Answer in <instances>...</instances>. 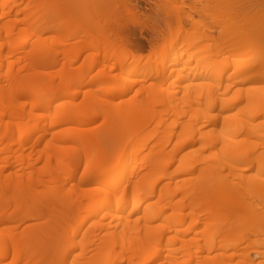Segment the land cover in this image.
<instances>
[{"label":"rangeland","instance_id":"1","mask_svg":"<svg viewBox=\"0 0 264 264\" xmlns=\"http://www.w3.org/2000/svg\"><path fill=\"white\" fill-rule=\"evenodd\" d=\"M95 1L98 0H83L82 4L78 5V1L75 3L74 0H58V4L62 7L69 8H67L69 12L67 11L66 13L71 14L76 23H83V25L87 27V30L80 33V36L78 35L79 37L70 35L68 37V34L64 35L62 30L50 31L46 34V36H49L50 38H48L49 41L54 36L55 38L57 37L58 40L55 39L56 45L53 43V49L50 48L53 51L49 48L47 51H51L49 54H52V56L57 58L59 63L57 64L56 69L58 71L62 69L70 70L73 78L78 77L83 81H74L72 84L68 85L66 87L68 95L54 101L52 106L53 108L49 113L43 114L44 111H37L33 122H31L24 130L16 133L15 139L17 142L21 134H26L32 128L39 125L42 127L39 131L32 135L31 140L29 141L30 145L27 144L24 149L26 152H22V150H20L22 154L26 153L24 155L33 156L32 162L31 160L30 162H27L26 169L19 165H15L10 169L8 168L3 172H0V182L2 184H4L8 178L14 177L19 185L22 180L21 174H24L23 176L26 177V182L30 183L23 195L26 198L25 200H28V203H26L23 208L20 205V208L22 209L20 210L18 208V211L16 207L18 204L16 203L17 205L15 204V206V201L12 200L10 204L14 203L12 204L13 206L11 205L10 207L12 208L11 211L15 209H13V207H16L18 214H20L19 212H22L26 217H29L32 212H40L43 214V217L39 218L38 216H34L36 218H32L30 216L32 220H30L31 218H25L26 220H23L22 217L20 220H17L18 222H14L12 224V221L9 222L10 224H4L6 223L4 222L2 225L0 224V229L4 232H8L6 227L11 225L10 227L14 228V231L18 234L20 240H23L22 243L28 247V251L30 252H28V254H32V257H39V254L44 255L45 258L40 257V259H38V262H44L42 264H60V256L67 251L68 248L75 246L66 263L73 264L74 259L79 257L80 253H82V245L85 241H87H84V239L86 234L89 232L91 236L89 234L87 235L91 238L87 239L90 240L88 245L91 249L89 248L86 252L85 260L88 261L96 259L98 264H103L104 259L101 255V249L103 248V243L105 241L104 234L106 232V224H110V220L108 218L102 220L101 218L105 213L109 212V210H112L109 209L112 206H108L109 208L106 207L105 210L88 220L77 236L72 235L74 236L72 239H68L65 235L61 234L63 238L60 240H54L52 236L54 233H47L49 236L43 235L35 241L26 242L30 237V235L28 237L26 235L28 228L31 229L32 227L34 229L37 225H51L55 222V217L61 212V217L58 216L60 218L58 219V222L60 220L62 225L61 231L65 233L67 230H73L72 227H77V224H79V221L76 220L80 217L82 218V216L84 217L87 213H90L94 206L96 207V205L101 201V197L98 198V196H95L96 200H94V202H90L91 200L86 201L82 195L84 193L81 192L79 187L87 188L96 186L105 188L106 186L100 179L104 175L107 176L109 174L110 176H116L120 173L110 172V170L108 171L106 169V171L102 169L100 171H96L95 173H87L84 172L83 167L78 168L74 173H72L68 168V166H70V164L74 161H84L88 157L84 151L83 144L77 142L79 139H71L67 136L71 133L69 136L75 137L78 135L79 137L80 133H83L84 128L94 129V127H96V130H101V127L105 124L103 123L106 120L105 117L90 119L91 111L83 109V105L85 103L84 101L87 99L88 95L94 93L96 94L94 96V99L96 100V107L94 109L97 111L100 110L103 114H105V116H113V121L115 120L114 122L118 124H115L117 125L115 126L116 128L120 127V125L123 127L125 123L122 125L121 120H123L122 122H125V118H128L129 120L131 119L132 122L128 121L129 125L131 124L130 126L134 123L132 128L136 126V128H134L136 129V134L131 137L129 142L127 141V144H124V149L123 147L121 148V151L123 150L122 154L124 153V157L122 159L123 164L121 167H125V165L127 166L130 162L133 164L136 163L138 166V170L136 172L128 171L125 173L126 181L123 184L128 186V189H132L129 190L131 191V196H136L137 198L144 200V204L141 209L137 211H140L139 214L136 212L133 219L135 220V218H137L138 220L139 218L137 215H141L143 217L136 223V225H139L142 229V227H144L149 221H147L143 209H145L146 206L152 202L153 205L151 206V209L163 211L164 217L160 220L151 222V224L153 226H160L161 228L165 227L166 232L168 230V238H170V247L172 249V256L169 262H164L163 259H159L158 262H154L152 264H158L159 262H163L165 264H264V188L259 191L256 187L259 182H264V115L252 120L254 124L259 125L263 129L262 133L260 135L252 136L249 139L246 137L248 141L246 140L245 143L243 142V145L241 144V146L245 149L244 152L247 151L254 154V160L256 161V163L254 160V163L250 161L252 163L251 164L249 162L250 165L249 163L242 161L243 165H241L243 167L240 170L236 169L242 171L240 174L243 178L240 177L241 175L239 173V175H237L238 178H242V182L241 179L237 180L238 178H235L234 175L236 174H230L232 169L228 166L233 157L236 158V161L237 159L239 160V158L235 155L237 152L234 151L235 153H232L222 150L223 143L222 145L220 144L222 139L220 143H215V145L212 144L213 146H211L213 148H211L210 144L209 147L207 145V150L203 152L205 155H209L212 152H218L219 157L220 152L224 151L226 153L223 157H218L219 160L216 163H213V175L218 178L219 176L229 178V182L235 187V196L229 200V207L230 210L237 214V216L243 221L253 224H250L251 227H248L249 230L246 229L244 231L242 230L240 233L234 232L230 234L225 241L226 244H229L228 247L221 248L218 245L215 250L209 252L207 251L205 245L207 243L206 237L202 232L204 227L203 224H199L195 231L183 234L180 230H186L192 220L188 214L189 210L185 211L183 214H178L173 208V205L181 199L179 195L175 194L176 186H178L179 183V185H181L184 182V179H187V181H193L198 175V172L196 171V173L192 172L188 174L178 173L181 166L180 158L185 155V153L187 154L188 151H193L199 148L198 145H194L185 149H179V142L183 135L195 128L200 129V131H202L205 136L209 138V140H215L216 138L220 139L222 135H225V131L231 130V128L229 129L228 127L224 128L222 120L220 124L215 127L207 122V113L210 111V101L208 100V96L210 94H215L216 96L222 95L225 97L224 99H228L233 97L238 89H241L243 91V97H246V94L248 93H259V89H254V86L264 87L263 79L252 80V82L249 80L250 82L247 83H245L246 81L241 83L242 81L239 82L238 80V77L242 73L245 74V76L240 78H244L247 75L249 76L252 73L264 74V63L260 62L261 57H264V43H258L260 40L258 41L253 32L255 28L258 29L259 27V32L257 33L259 35L258 37H262L264 39V10L261 11V14H263L262 18L261 16H257V18H261L259 21V19L255 20L256 17L253 19L250 16L241 15L237 12L236 14L227 10L226 4L229 5L230 2L232 4L235 0H186V4L183 3V0H129L130 2H128L130 5H126L129 6V8L125 5L119 4L115 10L113 9V11L116 12L115 15L112 11L113 16H111L110 19L115 17L112 19L113 22L109 21V23L112 24L114 23V19H116L115 22L118 23H121V21L124 20V23L122 22L124 30L119 26L117 28V25H115V28H112V26L107 22L113 31H108V33L106 31L109 29L106 28L107 30H105L106 26H103V28L101 27L102 25H97L98 15L94 16V11L92 12L93 9H91L92 6H89L92 5V3L95 5ZM198 1L203 4H199ZM238 1L241 2V5L250 4L252 7L254 6V8L259 6V4H255L256 1L253 0ZM257 1L262 2V0ZM3 2L4 0H0V3ZM20 2H22V0H20ZM253 3L256 6L252 5ZM203 5L207 6H205V8H208V10H206L208 13L205 11V8H203ZM88 6L90 7V10H87ZM196 6L199 10L203 11L198 12ZM261 6L257 8H260L259 11L261 8L263 9L264 0ZM193 8L197 10V13ZM117 9L119 11H117ZM65 11L66 9L62 11L60 10V12ZM259 11L257 10V12ZM186 12H188L189 16L193 15L190 16L192 19L186 16ZM108 16H110V14ZM234 16L236 17V19L234 18L235 22H233L232 19ZM60 17L61 15L59 14V22L61 23L62 17ZM179 17H181L184 32L182 30L179 33L180 35L178 34L179 37L176 38V41H174V37L172 38L169 36L170 31L167 29L166 25L169 24L174 29L179 21ZM22 18H24V15ZM108 18L106 19L108 20ZM66 19L67 17L65 20ZM106 19H104V25ZM6 21H8L6 18L0 17L1 26H4ZM196 23L199 27H197ZM98 24H101L100 21ZM60 25L61 24H59V26ZM201 29H204V31ZM199 31L202 33L204 32L203 34L215 35L216 42L207 38L202 39L198 46L201 50H199L198 47H190V45H187V41L186 43H183L185 39H188V36L197 37L198 35H202L198 33ZM88 33H91L92 37L94 36L93 39L95 40H90L91 35L89 37L86 36ZM123 35L126 36V40L122 38ZM84 47L86 50H82ZM153 47H156V52H154L155 50H153ZM77 49L81 50L80 52L83 53L78 55L79 51H77ZM75 52H78V54H75ZM165 55H167L166 57L169 56L168 60H166ZM206 56L211 60L206 62L208 67H206L205 63L203 64L205 67H202V70H205L206 68V71L203 72L205 74L198 77L193 76L192 73L195 71V67H197V59ZM138 58L141 60V63L139 64L138 62V67L134 68V70L131 69L134 64L133 59L138 60ZM123 60H125L124 64L126 65H121ZM91 62L93 63L92 65ZM199 66L201 67V65ZM208 68L211 73L216 69L218 70V68L220 70L224 69L225 72L223 71L224 73L222 74V77L224 76L221 79L222 82L219 79L220 77L213 75L210 77V74L207 73ZM242 68L244 71L240 73L239 70ZM3 71L5 73L6 69ZM160 76L164 77H161L164 80L160 79ZM124 81H126L125 84L127 86L130 87L131 85L132 88L130 92L127 90L128 93L126 94V91L123 96L106 94V89L103 87L109 86L112 90H115L122 86ZM250 86L253 88L251 87L250 89ZM27 88L31 87H25L24 89ZM166 88L168 89L166 90ZM21 90L23 89L20 87H17L15 90L17 102L10 104L12 110L20 109L23 106H28L29 108L32 107L31 96L21 95ZM138 90H142L145 95L133 98L135 92ZM148 93H151L152 96ZM172 93L174 96L170 97ZM223 97L220 99L223 100ZM126 99L130 101H144V106L146 104V108L140 111L129 109V107L122 102ZM110 101L115 102V104L111 106L107 105L106 102ZM236 104L234 103L233 107L241 108L246 104V102L239 100ZM69 111H71L73 116H75V120H69V122L62 125H53L64 115V113ZM231 111H227L226 113L230 115L236 113L238 110ZM55 112L57 113L55 114ZM132 112L136 114H133ZM210 112L219 113V109L215 111L212 110ZM244 114L245 112L238 114V116L240 115L238 117V121H240V123L236 121L237 124H235V126L238 127L235 128H239L241 125H244L245 121L249 122L247 120L251 121L250 116L246 118L247 116L245 117ZM77 115L79 117H81L80 115H84L85 117H83V119H78ZM45 116H47V121L44 120ZM128 122L126 124H128ZM115 129H113L112 132L115 133ZM132 132H129V134ZM99 133L102 132L100 131ZM103 133L100 134V136L103 135ZM40 137L45 138L41 146L38 148L32 147L34 142ZM244 137L245 136H239L238 139ZM238 143L236 142L234 144ZM132 146L135 147V151L131 150ZM16 147L18 149L20 148V146ZM65 148L70 149L66 150ZM64 149L66 151H64ZM40 151L43 152L41 153V156L44 155L41 162L38 161L37 158ZM224 152L222 153L224 154ZM157 157H159V161L161 163L156 166L152 164V161L157 160ZM91 158V160H100L98 155L96 157L91 156ZM167 164L169 165L166 166ZM235 164L236 165L235 167L233 166V169L236 168L237 162ZM230 167L232 168V165ZM238 168L240 167L238 166ZM21 169H23L24 172H22ZM41 169L45 171L44 175L43 177L37 179L38 173H40L38 170ZM234 172L236 173V171ZM147 173H149V178L147 177ZM161 173H165L166 178L157 183L152 196H147L143 190L138 189L143 188L144 186L142 187V185H145L146 187L147 184H149V181L151 184L156 175ZM51 174H56L58 178L55 177L56 179H54ZM143 177L148 178V181L145 180L146 183H140ZM38 180L41 182L38 183ZM177 182L179 183L177 184ZM136 185L138 188L135 190L134 186ZM74 186H76L75 188H77V190L73 188ZM262 186L264 187V183H262ZM108 187H106V189ZM113 189L115 188L113 187ZM108 190L111 191L110 188H108ZM167 191L169 194L172 193V195L165 197ZM81 199L84 201L83 203L85 207L77 212L74 219L68 223L64 221L63 211L65 210V205L67 204L69 207V205L73 202H78ZM124 200H126V198ZM55 204H57L59 208H57ZM71 206L74 207V204ZM50 207L56 211H52ZM54 211L57 212V214L55 213L56 216L53 218L51 215H53L52 212ZM12 212L14 213V211ZM35 214L36 213H34V215ZM100 220L103 222V226L105 224V227H102L105 229L99 230L101 229L100 227L98 229L95 227L94 229V222L96 223ZM114 223L110 225L111 228H114L112 225H116ZM90 227L93 229L91 230ZM29 239L31 240V238ZM220 239L221 238L219 237V240ZM20 243L19 247L20 245L24 247ZM236 243L237 245L235 246ZM15 246L16 245L9 246V249L7 250L8 255L6 254L8 258L7 256L6 258L2 257V259H0V264L12 263L13 255L16 252H14V250H18ZM16 247H18V245ZM189 254H191V256H189ZM23 255L27 257V254L25 255L23 253ZM24 256L23 258H25ZM214 256L217 257L214 259L209 258ZM42 258H44L43 260L45 261H42ZM41 262H39V264ZM35 264L38 263L36 262ZM125 264H130V262H126Z\"/></svg>","mask_w":264,"mask_h":264},{"label":"bare ground","instance_id":"2","mask_svg":"<svg viewBox=\"0 0 264 264\" xmlns=\"http://www.w3.org/2000/svg\"><path fill=\"white\" fill-rule=\"evenodd\" d=\"M51 1L55 2V3H52ZM77 1H78V3H77ZM80 1H81V3H80ZM82 1L83 0H74V2L77 3L78 5L82 4ZM128 1L129 0H98V1H95L96 2L95 5H93L94 3H92V5H89V6H92L91 9H93L92 12L94 11L93 12L94 16L98 15V19L96 16V19L98 21L97 20L96 21L98 23L100 21L101 24L97 23V25H102L101 27L106 26L105 30L109 29L106 32H108V31L113 32L112 28H115V25H117V28L119 26L123 29L122 22L124 20L123 21L120 20L121 23L120 22L118 23V22H115L116 19H114L115 24L112 23L113 24L112 25L111 23H109V21L113 22L112 19L115 18V17H112L110 19V17L113 16L112 11H113V9L115 10V8H117V6H119V4L125 5V6L130 5L129 4L130 1L129 2ZM185 1L186 0H183V3H185ZM253 1H256V3L254 2L255 4H259V6H257V8L260 7L262 5V2H263V0H262V2L257 1V0H253ZM58 3H59L58 0L57 1H55V0H50V1L49 0H22V2H20V0H4L3 3H0V17L6 18L8 20L5 22L4 26L0 25V168H2V169H0V172H3L5 169H8V168L10 169V168L14 167L15 165H19L22 168L26 169L27 162L28 161L30 162V160L32 162L33 156L24 155L26 153L22 154V152H26V151H24V149L26 148V145L30 143L29 141L31 140L32 135L35 132L39 131L42 127H41V125H39V126H36L35 128H32L26 134H23V135L21 134V136L19 137L17 142L15 139L16 133L18 131L24 130L26 127H28V125H30L31 122H33V119L36 116L37 111H44L43 114L49 113L53 108L52 106L54 104L53 103L54 101L59 100L60 98H63V97L68 95L67 88H66L68 85L72 84L74 81H77V82L83 81L81 78H78V77L73 78L70 70L62 69V70L58 71L56 69L57 64L59 63L57 58L52 56V54L51 55L49 54L51 51L50 52L47 51L48 48L53 49L52 46L55 44V39H57V37L55 38V36H54L49 41L50 38H49V36L47 37L46 34L49 33L50 31L62 30L64 35L68 34V37H69V35L70 36H78V35L80 36V33L87 30V27L85 25H83V23L81 24L79 22L81 25L79 23H76L74 21V18L71 16V14L66 13L69 9L68 7L64 8ZM238 3H240V4H238ZM254 3L252 5H255ZM199 4L202 5L203 3L199 2ZM59 6H60V8H59ZM89 6H88L87 10H90ZM205 6L206 5H203V8H205ZM126 7L129 8V6H126ZM257 8H254V6L252 7L250 4L241 5V2L238 0L233 1L232 4H231V2L229 3V5L226 4L227 10L232 11L234 13L237 12L241 15L250 16L253 19L256 17L255 20L259 19V21H260V19L262 18V15H263V14H261L262 13L261 11L264 10V6H263V9L261 8L260 11H259L260 8L259 9H257ZM59 9L61 11L66 9V11L60 12ZM193 9H195V8H193ZM196 9L198 10V12L203 11V10H199L197 6H196ZM197 10L195 11L196 13H197ZM206 10H208V8L207 9L205 8V11ZM257 10L259 12H257ZM117 11H119V10L117 9ZM109 12H111V13H109ZM113 12L115 15L116 12L115 11H113ZM59 14L62 17V18L60 17L61 23L59 22L60 21ZM101 14L103 15L104 19L109 17L108 20L106 19L105 25H104L105 20L102 18ZM109 14H110V16H108ZM185 14L187 17L193 16V15L189 16L188 12H186ZM23 15H24V18H22ZM231 15H232V13H231ZM68 16H69V18H68ZM235 16L232 18L233 22H235L234 21V18L236 19ZM257 16H261V18H257ZM66 17H67V19L65 20ZM179 18H178L179 21H178L176 27H174V29L171 27V25H169V24L166 25L167 29H169V31H170L169 36L172 38L174 37V39H173L174 41H176V38L179 37V35H180L179 33L182 30L184 32L181 17H179ZM240 18H241V16H240ZM246 18H244V19H246ZM190 19H192V18L190 17ZM62 20H64V21H62ZM107 22L112 26V28L110 27L109 24H107ZM59 24H61V25L59 26ZM197 27H199L198 24H197ZM258 29H259V27H258ZM258 29L255 28L253 30V32H254L255 36L257 37L258 41L260 40L258 43L261 42V44H262V43H264V39L262 37H258L259 36L257 34L259 32ZM113 30H116V29H113ZM201 30L204 31V29H201ZM116 31H118V30H116ZM261 31H260V33H261ZM198 33L202 34V35H198L197 37H194V36L189 37L188 36V39L187 40L185 39L183 43H186V41H187V43H188L187 45H190V47H192V48H197L199 46V43L201 42V40L204 38L211 39L213 41L216 40L215 35L203 34L204 32L202 33L201 31H199ZM112 34H114V33H112ZM90 35H91V33L90 34L88 33L86 36L89 37ZM93 37L91 35V39L90 38L89 39L92 40ZM74 38H76V37H74ZM122 38L126 40V36L123 35ZM116 39H117V36H116ZM93 40H95V39H93ZM114 40H115V38H114ZM173 42H172V45H173ZM183 45H186V44H183ZM194 46H196V47H194ZM52 49H50V50H52ZM79 49H81V48H79ZM79 49H77V51H79V54H78V52L77 53L75 52V54L80 55L83 53V52L81 53L80 52L81 50H79ZM84 49L86 50L85 47L82 48V50H84ZM153 50H155L154 52H156V50H157L156 47H153ZM153 50H152V52H153ZM199 50H201V49L199 48ZM214 51H213V53H214ZM153 55H154V53H153ZM194 55H193V57H194ZM166 56L167 55H165V58H166V60H168L169 56L168 57H166ZM191 58H192V56H191ZM139 60H140L139 58H138V60L133 59L134 64L131 67V69L134 70V68L138 67V65L141 63V60L140 61ZM197 60H198L197 65H196L197 67H195V71L192 73V75L195 77H198L202 74H205L203 72L206 71V68H205V70H202L203 69L202 67H205V65H206V67H208L206 62H209L211 59L206 56L203 58H199ZM124 61L125 60H123L121 65H123L125 63ZM138 62H139V64H138ZM163 62H165V61H163ZM260 62L264 63V57H261ZM204 63H205V65H203ZM92 64L93 63L91 62V65ZM124 65H126V64H124ZM199 65H201V67ZM90 68H93V67H90ZM4 69H6L5 73L3 71ZM208 71H210L209 68H208ZM208 71H207V73L210 74V77H211V75L216 76V77H220L219 78L220 80L224 77V76L222 77V74L225 72L224 69L220 70L218 68V70L216 69L212 73H211V71L210 72H208ZM239 71L241 73L244 71V69L242 68ZM242 74H240L239 77L237 76L239 78L238 79L239 82L242 81L241 83H244L245 81H246L245 83L250 82V81L252 82V80L254 81V80H259V79L264 80V74L252 73L249 76L247 75L244 78H240V77L245 76V74H243V75ZM161 77L162 76H160V79L164 78V77H162V78ZM162 80H164V79H162ZM126 81H127V79H126ZM126 81L123 82L124 84L122 86L118 87L115 90H112V88L109 86L108 87L105 86L103 88L106 89V94L115 95V96H118V95L123 96V94L127 90L130 92L131 88H132L130 84H129L130 87L125 84ZM7 82H8V84H7ZM221 82H222V80H221ZM17 87H20L21 89H23L20 92L21 95H30L31 96V104H32L31 108H29L28 106L27 107L23 106L20 109H16V110L11 109L10 104H14L17 102V96L15 95V93H16L15 90ZM25 87H31V88L24 89ZM228 87H230V86H228ZM251 87L252 86H250L249 88L251 89ZM256 88H258L260 90V91L258 90V92H259L258 94H252V93L249 94L248 93V94H246V97H243V94H242L243 91L241 89H238L235 92L234 96L231 98H228V99L227 98L224 99L225 97H223L222 95L216 96L215 94H213V95L210 94L208 96V100L210 101V104H209L210 109L209 110L215 111V110L219 109V113H211L209 111L207 113V116H208L207 122L209 124H212L215 127V126H218V124H220V122L222 120L224 128L228 127L229 129L231 128V130L225 131V135H222V137L220 139L216 138L217 140L215 139L216 140L215 141L214 139L209 140V138L207 136H205V134L202 131H200V129L194 128L190 132L184 134L182 139L179 142V149H185L189 146H194V145H198L199 148L196 150H193L194 152L191 150L188 151L187 154L185 153V155H183L180 158L181 166H180V170L178 171V173L179 174H188V173H192V172L194 173L196 171V172H198V175L195 177V180H193V181H187V179H184V182L181 185H179L180 183L177 182V184L178 183L179 184H178V186H176V189H175L176 193L175 194L179 195L181 197V199L175 205H173V208H174L175 212L178 214H183L185 211L189 210L188 214L192 220H191L189 227H187L186 230L185 229L180 230L181 232H183V234L184 233L187 234L189 232L195 231L196 227L199 226V224H203L204 227H203L202 232H203L204 236L206 237L207 243L205 245H206L207 251H209V252H212L213 250H215L216 246H218V245L221 248L228 247L229 244L228 243L226 244L225 241L227 240V238L230 234H232L234 232L240 233V232H242V230L244 231V230L248 229V227H251V225H253L251 223H250L251 224L250 225L249 223H247V221H243L241 218H239L237 216V214H235L234 212H232V210H230L229 200L233 196H235V190H234L235 187L229 182V178H227L225 176H219V178H218V177L213 175V165H214L213 163H216L220 157H223V155H226L225 152L235 153L234 151H236L237 154H239V155H237L236 153H235V155L237 158H239V160L237 159V161H236V158L233 157L231 163H229V165H228L229 168L233 170V171L232 170L230 171V174H233V173L236 174V175L233 174L235 176V178L236 177L238 178L237 175L242 173V171H239V170L243 167L242 166L243 162L249 163L250 161H252L254 163V161H255L254 160V154H251L250 152H247V151L244 152L245 149L241 146V144L243 145V142L245 143L247 138L249 139L252 136L260 135L263 131V129L259 125L254 124L252 121L254 118H258L259 116L264 115V87L254 86V89H256ZM167 89L168 88H166V90ZM128 91L126 92V94L128 93ZM226 92H227V90H226ZM148 94H150V96H152L151 93H148ZM95 95L96 94H94V93L91 95H88L87 99L84 101L85 103L83 105V107H84L83 109L91 111L90 119L91 118L96 119L98 117H105L106 120H105V122H103L105 124L101 127L102 129L100 128L101 130H99V129L96 130L97 128L94 126H93L94 129L84 128L83 133H80L79 137H78V135H76L75 137L69 136V135H71V133L67 136L68 138H71V139H76V140L79 139V141H77V142H80L81 144H83L84 151L86 152L87 157H88L84 161H82V160L74 161L73 163L70 164V166H68V168H69V171L72 173H74L78 168H81V167H83L84 172H87V173H95L96 171H98V170L100 171L102 169L103 170L106 169L108 171L110 170V172L112 171V172H120V173L116 176H110L109 174H108L109 176L104 175L100 179L106 187L109 186L108 188H110L111 191L108 190V188L106 189V187L105 188L96 187V186L95 187H87V188H82V187L80 188L79 187L81 192L84 193L82 195L86 201L91 200L90 202H94V200H96L95 196H98V198L101 197V201L99 202V204L96 205V207L94 206V208H93V210H91V212L89 211L90 213H87L88 215L86 214L87 216L86 215L84 217L82 216V218L80 217L81 219L78 218V220H76V221H79L78 222L79 224H77L78 226L76 225L77 227H72L73 230L70 229V230L65 231V233H63L61 231L62 225L60 223V220L58 222V219H60L59 217H61L60 214L62 212L56 216L55 215V213L57 214V212H55L56 210L52 209L50 207L52 209V211L55 210L54 212H52L53 215H51V216H53V218L56 216L55 217L56 224L54 222L53 224L46 225V226L45 225H41V226L37 225L38 227L33 226L34 229L31 227L33 225L32 224L30 226L31 229L28 228L29 232H28V229L26 228L27 229L26 235H27V237L30 235L29 238H31V240L28 238L26 242L35 241V240L41 238L40 236L47 235V233L48 234L54 233L52 235L54 240H60L61 238H63L61 234L65 235L68 239H72L74 236H77L79 234L80 230L83 229V226L88 222V220H90L94 216L98 215L101 211L105 210L106 207L109 208L110 206H112L113 208L112 207L109 208L112 210H109V212L104 214L105 216L103 215L104 218L103 217L101 218L102 220H104L106 218H108L110 220V222H109L110 224H108V223H107L108 225L106 224V232L104 234L105 235V237H104L105 241L103 243L104 244L103 248L101 249V255H102V258L104 259L103 264H125L126 262H130V264H152L154 262L155 263L158 262L159 259H163L164 262H166V261L169 262L171 259V256H172V249L170 247V238H168V230L166 232L165 227L161 228L160 226H153L151 224V222H153L155 220H160L161 218L164 217L163 211L151 209V206L153 205V203L152 202L149 203L146 206V208L143 209V212H145V217L147 218V221L148 220L149 221L141 229L139 227V225H136V223H137V221H140L143 217L141 215H139V216L137 215V217L139 218L138 220H137V218H135V220L133 218H134L136 212L141 209L142 205L144 204L143 203L144 200L137 198L136 196H131V194H130L131 191H129L131 188L128 189L127 188L128 186H125L123 184L126 181V174H125L126 172H128V171L129 172H136L138 170L137 164L136 163L133 164L131 162H130V164H127V166L125 165V167H121L123 164L122 159L124 157V155H123L124 153L122 154L123 150L121 151V148L123 147V149H124V144L125 143L127 144V141L129 142V140H131V137H133L136 134V129H134V128H136V126H134V128H132L134 123L132 124V126H130L131 124L129 125L128 121H131V119L129 120L128 118L127 119L125 118V122H122L123 120H121L122 125H123V123H125L124 124L125 126L123 125L124 128L121 127V125H120L121 128L120 127L116 128L115 126H117L118 124L116 122H114L115 120L113 121V119H112L113 116L112 117L111 116L110 117L105 116V114H103L100 110L97 111L94 109L96 107V100L94 99ZM141 95H145V94L142 92V90H138L137 92H135L133 98H136L137 96H141ZM251 95H253V96H251ZM171 96L172 97L174 96L173 93H172V95H170V97ZM222 97H223V100L220 99ZM239 100L246 102V104L241 108L233 107L234 103L236 104L237 101H239ZM122 102L125 103L126 106L129 107V109H134V110L140 111V110H143L144 108H146L145 107L146 104L144 106V103H145L144 101L143 102L142 101H135V100L130 101V100L126 99ZM106 104L111 106V105L115 104V102L110 101V102H106ZM231 110L232 111L238 110L239 112L237 111L238 113L236 112V113H233L230 115L226 113L227 111L229 112ZM139 111H137V112H139ZM69 112L64 113V115L62 117H60L53 125H62L64 123L69 122V120L70 121L72 119L75 120V116H73L71 111H69ZM240 112L241 113L245 112L244 116L245 117L247 116L246 118H248V116H250L251 121L246 119L249 122L245 121L244 125H241L239 128H235V127H238V126H235V124H237V122L240 123V121H238V117L240 116V115L238 116V114H241ZM56 113L57 112H55V114ZM133 114H136V113H133ZM80 116L82 118L78 116V119H83V117H85L84 115H80ZM131 117H133V116H131ZM133 118H135V117H133ZM239 119H241V118H239ZM44 120L47 121V116H45ZM127 122H128V124H126ZM115 124H117V125H115ZM100 126H101V124H100ZM130 128H131V131H130ZM104 129L106 132L104 131ZM113 129H115V133L112 132ZM132 129H133V132H132ZM100 131L102 133L104 132L103 135H101V136H100V134H102V133H99ZM129 132H132L131 133L132 135L129 134ZM105 133H107V134H105ZM112 134H113V136H112ZM239 136H245V137L238 139ZM44 139H45L44 137L38 138L34 142L32 147H36V148L40 147L41 144L43 143ZM221 139H222V142L220 143ZM236 142L237 143L239 142V143L234 144ZM215 143L216 144L220 143L221 145L223 143V145H222L223 149L222 150H224L225 152L224 151H222V152H224V154L222 152H220V157H219L218 152H214V153L212 152L209 155L208 154L205 155L203 152H205L207 150L206 149L207 145L209 147V144L211 146L212 144L215 145ZM16 146H18V147L20 146V148L18 149ZM212 146H211V148H213ZM65 149L69 150L70 148H65ZM65 149H64V151H66ZM20 150H22V152ZM131 150L135 151L136 149H135V147L132 146ZM39 153L40 154L37 158H38V161L41 162L43 159L42 157H44V155L41 156L42 155L41 153H43L41 151ZM97 155L100 158L99 161H96L95 159L91 160L92 159L91 156L96 157ZM27 158H28V160H27ZM156 159L157 160L152 161V164L157 166L161 162L159 161L160 160L159 157H157ZM234 159H235V162H234ZM33 160H35V159H33ZM236 162H237V166L235 169H233L236 165L235 164ZM37 163H39V162H37ZM250 163H249V165H250ZM255 163H256V161H255ZM168 165L169 164H167L166 166H168ZM231 165H232V168L230 167ZM238 166L240 168H238ZM236 169H239V170H236ZM243 169H246V168H243ZM21 170H22V172H24L23 169H21ZM38 171L40 173H38L37 179L43 177L44 172H45L43 169L38 170ZM234 171H236V173ZM148 174L149 173H147V175ZM21 175H22V180H21V183L19 185L17 184L18 182L16 181V179L14 177L8 178L4 184H2L0 182V224L1 225L4 222H6L4 224H8L11 221H12L11 224L14 222H18L17 220H20L22 217H23V220H26L28 218L30 219L31 217L36 218L37 216L39 218L43 217V214H41L40 212H34V213H36L35 215L32 212L31 215H29V217L28 216L26 217L22 212H19L20 214H18V211H19L18 208L21 210L23 208V206L26 203H28L27 202L28 200H25L26 198L23 195H24V191L27 190L28 186L30 185V183L26 182V177L23 176L24 174H21ZM51 175H53L54 179L58 178V176L56 174L55 175L51 174ZM147 175H145V176H147ZM147 177L149 178V175ZM147 177H145V178L143 177L141 179L140 183H143V182L146 183L145 180L148 179ZM240 177H242V175ZM240 177L237 180L241 179V182H242L243 177L242 178H240ZM165 178H166L165 173L157 174L156 177L154 178V181L151 184L149 181L148 182L149 184H147L146 187H145V185H142V187L144 186L143 188H138V186L136 185V186H134V189L136 190L138 188L140 190H143L147 196H152V194L154 193V190H155L154 188L156 187L157 183H159L160 181H162ZM138 181H139V179H138ZM40 182L41 181L38 180V183H40ZM262 183H264V182L263 181L261 183L259 182L258 186L256 185V187L258 188L259 191L262 188H264L262 186ZM135 184H136V181H135ZM237 185H238V183H237ZM75 187L76 186H74L73 188L77 190V188H75ZM113 187L115 189H113ZM139 187H140V185H139ZM16 194H18V195H16ZM168 195H172V193L169 194V192L167 191L165 197ZM125 198H126V200H124ZM12 200L15 201V203L13 202L14 205L16 203L18 204V205L16 204L17 206L15 205L17 207L18 211L16 210V207H13V209L14 208L15 209L12 210V211H14V213L17 211L15 214L11 211L12 208H10L11 205L13 204V203L10 204L12 202ZM83 202L84 201L82 199L78 202H73L72 204H74V207L71 206L72 204L69 205V207H68V205L66 204L65 210L63 211L64 212V214H63L64 221H66L68 223L69 221L74 219V217L77 215V212H79L80 209H83L85 207ZM20 205L22 208H20ZM55 206L57 208H59L57 206V204H55ZM60 208H61V206H60ZM139 212H137V213L139 214ZM141 212H142V210H141ZM16 215H19L20 217L16 216ZM34 216H36V217H34ZM32 218L30 220H32ZM14 220H16V221H14ZM112 222L113 223L115 222L114 224H116V225H112V226H114V228L110 227V225L113 224ZM102 223L103 222L101 220L97 221L96 223L94 222V224H93L94 229H95V227H97V229L100 227L101 229H99V230H102L103 229L102 227H105V224L103 226ZM9 227H6L8 232H4V231H2V229H0L1 230L0 231V259H2V257L6 258V256L8 255L7 250L9 249V246H14V245L17 246L18 245V247H19V243L21 242L20 244H22L24 247H22L20 245L19 248L22 247L21 249H23V250H21L15 246V248H17L18 250H16V249L14 250V252L15 251L16 252L13 255V261L11 264H35L36 262L39 264V262H41V261L38 262V259H40V257H44V255L39 254V257H34V256L32 257V254H28V252H29L28 247L22 243L23 240H20V237L14 231V228L12 227L13 228L12 229L11 227L10 228ZM90 228H91V230L93 229L92 227H90ZM94 231H96V230H94ZM93 232H91V233H93ZM87 234L90 235L89 232ZM87 234H86L85 239H84V241L87 240V241H85L87 243L84 242V244L82 245L83 251H82V253H80L79 257L74 259L73 264H98V261L96 259H91L88 261L85 260L86 252L90 248L88 245L90 240H88V239L91 238L90 237L91 235L89 236ZM72 235H74V236H72ZM47 236H49V235H47ZM219 237L221 238L220 240H219ZM119 239H121V240H119ZM236 245H237V243L235 244V246ZM74 247L75 246H73V247L71 246V248H68L67 251H65L60 256V260H59L60 264H66L67 263L68 258L71 255V251L73 250ZM23 253L25 255L27 254L26 255L27 257H25L23 255ZM22 255L25 258H23ZM189 256H191V254H189ZM216 257L214 256V257H209V258L214 259ZM7 258H8V256H7ZM44 258H42V261H45V260H43ZM136 260H137V262H136ZM42 263H44V262H41L40 264H42ZM158 264H165V263L159 262ZM209 264H212V263H209Z\"/></svg>","mask_w":264,"mask_h":264}]
</instances>
